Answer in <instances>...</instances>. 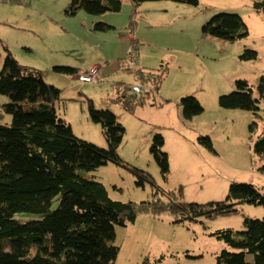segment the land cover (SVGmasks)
Returning <instances> with one entry per match:
<instances>
[{"label":"rangeland","instance_id":"1","mask_svg":"<svg viewBox=\"0 0 264 264\" xmlns=\"http://www.w3.org/2000/svg\"><path fill=\"white\" fill-rule=\"evenodd\" d=\"M71 0H0V73L7 48L20 64L43 72L46 82L61 89L58 114L80 138L107 148L108 141L101 122L92 119L89 100L97 109L112 111L126 132L118 149L126 163L149 172L155 185L137 184L133 171L108 162L95 171H80L104 183L111 198L141 202L171 199L206 203L224 200L232 183H251L264 193V159L254 152L255 142L264 134V96L259 85L264 78V13L257 11L253 0H200L198 5L169 0L144 2L130 31L134 5L123 0L118 12L93 15L79 10L67 14ZM228 12L242 16L249 34L235 42L226 41L203 31L216 14ZM104 21L114 29L94 30ZM135 41V45L132 42ZM140 42V45H139ZM136 48L141 68L156 70L162 64L167 74L159 91L145 85L144 104L134 112L118 100L117 82L138 84L132 70H123L119 62ZM246 50L258 52L255 59H242ZM99 66L98 82L82 83L77 74L60 72L55 67H77L79 74ZM140 68V69H141ZM246 80L258 99V114L240 108H225L219 97L238 90L237 81ZM141 84V83H140ZM148 92V93H147ZM130 94L132 91H130ZM194 95L204 111L192 120L183 117L182 97ZM11 99L0 94V123L11 125L13 115L3 111ZM254 130L251 131V125ZM156 134L165 138L163 151L168 154L170 171L162 175L151 148ZM209 136L216 152L200 143ZM181 188V193H180ZM174 192L175 196L168 194ZM59 205L53 201L51 210ZM238 212L198 221L174 222L169 211L155 214L156 223L140 219L138 228H156L154 234L123 235L118 225L114 244L125 246L118 264H136L139 254L165 253L164 261L146 260L139 264H216L222 250L235 251L214 233L246 229L247 218L264 217V205L241 203ZM21 221L40 219L39 214L17 212ZM131 230L134 227L129 225ZM6 249L9 242L6 240ZM247 259L252 262L253 255Z\"/></svg>","mask_w":264,"mask_h":264},{"label":"trees","instance_id":"2","mask_svg":"<svg viewBox=\"0 0 264 264\" xmlns=\"http://www.w3.org/2000/svg\"><path fill=\"white\" fill-rule=\"evenodd\" d=\"M146 1L132 0L134 9L130 31L135 27V17ZM198 5L200 0H169ZM123 0H71L67 14L84 9L90 14L118 12ZM257 11L264 13V0H253ZM96 31L114 29L104 21L94 24ZM203 31L220 39L235 42L249 34L248 27L239 14L222 12L214 15ZM135 47V41L132 42ZM137 48V47H136ZM0 73V94L11 102L3 111L13 115L11 125L0 123V264H114L120 247L114 244L116 227L134 223L140 213L161 214L169 211L176 216L174 222H193L199 218H215L237 213L241 203L264 205V193L251 183H232L227 197L206 203L182 202L175 199L165 203L161 199L120 201L110 197L103 182L86 177L80 171H95L108 162L129 167L137 184L155 185L152 175L126 163L118 149L126 129L117 116L108 109H97L89 100L92 119L101 122L108 147H100L78 137L71 125L58 114L57 103L61 89L45 81L42 70L20 64L7 48ZM258 52L246 50L242 59H255ZM57 71L77 73L74 67H55ZM162 64L156 70L139 69L135 73L149 91H159L167 74ZM118 100L126 110L134 112L144 97L130 94L134 84L118 82ZM238 90L221 95L219 102L225 108H240L258 114V99L246 80L237 81ZM264 96V78L259 87ZM146 90V91H147ZM144 91V92H146ZM147 92V93H148ZM143 94V93H139ZM183 117L192 120L204 108L194 95L182 97ZM252 124L251 131L254 130ZM200 143L215 151L209 136H200ZM165 138L156 134L151 148L167 178L170 171L168 154L163 151ZM254 152L264 159V134L255 142ZM264 173V164L260 167ZM181 193V188H180ZM175 196L174 192H168ZM59 205L51 210L54 200ZM17 212L39 214L40 219L21 221ZM243 231L227 229L214 233L219 239L236 249L222 250L216 264H264V217L247 218ZM6 240L9 250L6 249ZM253 255L249 262L247 255Z\"/></svg>","mask_w":264,"mask_h":264},{"label":"crops","instance_id":"3","mask_svg":"<svg viewBox=\"0 0 264 264\" xmlns=\"http://www.w3.org/2000/svg\"><path fill=\"white\" fill-rule=\"evenodd\" d=\"M139 45H140V42H139ZM94 66H97V65H94ZM93 67V66H92ZM92 67H90V68H92ZM77 70H78V68L77 67H75ZM89 68V69H90ZM145 68V67H144ZM88 69V70H89ZM87 70V71H88ZM77 75V78H78V74H79V72L77 71V73H76ZM45 77V76H44ZM45 80H46V78H45ZM79 80V79H78ZM47 81V80H46ZM118 83V82H117ZM133 87V86H132ZM196 117V116H195ZM139 217H141L140 219H142V220H146V221H148V222H150V223H152V225L153 224H155L156 223V216H155V214L154 213H152V214H150V213H146V214H140V216ZM138 218L136 219V221L134 222V223H130L129 225H133V226H131V227H134L133 228V230H131L132 228H130V226L129 225H127V226H123L125 229L123 230V235L124 236H126V235H128L129 237L131 236V235H135V236H140V235H142V234H154V231H156L157 229L156 228H154V226L152 227V228H138V227H136V225H138ZM118 237V232H116V238ZM124 248H125V246H121L120 247V253H119V256H118V258H117V260L115 261V263L114 264H118V262H119V260H120V257L122 256V253H123V250H124ZM165 253H162L161 251H159V253H156V251H154V254L152 255L151 253L150 254H139L137 257H136V264H139V262H140V260H142L145 256H146V260L150 263L151 261H158V260H160L161 259V261H164L165 259H164V257H165Z\"/></svg>","mask_w":264,"mask_h":264},{"label":"built area","instance_id":"4","mask_svg":"<svg viewBox=\"0 0 264 264\" xmlns=\"http://www.w3.org/2000/svg\"><path fill=\"white\" fill-rule=\"evenodd\" d=\"M119 66L123 70H132V71H136L137 68L138 70L141 68L139 54L135 47L129 50L127 57L121 62H119ZM99 70H100L99 66H93L87 72L78 74V79L82 83L98 82ZM131 91L134 94H139L144 92V88L140 83H138L133 85Z\"/></svg>","mask_w":264,"mask_h":264}]
</instances>
